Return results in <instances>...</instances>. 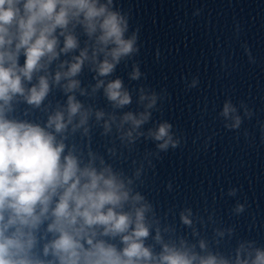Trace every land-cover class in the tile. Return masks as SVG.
<instances>
[{
  "label": "clouds",
  "instance_id": "obj_1",
  "mask_svg": "<svg viewBox=\"0 0 264 264\" xmlns=\"http://www.w3.org/2000/svg\"><path fill=\"white\" fill-rule=\"evenodd\" d=\"M139 33L115 0H0V264H264V247L255 241H241L225 256L203 237L195 243L184 236L165 239L174 229L161 228L136 187L143 164L128 174L90 146L85 154L69 142L77 134L90 138L98 126L126 147L152 141L156 152L150 155L179 146L173 124L153 120L166 92L130 88L116 75L130 64L129 82L145 77L135 60ZM85 70L93 81L87 85ZM197 84L193 78L188 86ZM54 90L65 99L52 106L45 102ZM98 94L110 110L81 99ZM20 104L25 117L42 110L46 119L18 118ZM219 115L226 128H240L230 99ZM251 115L244 107V116ZM244 209L238 203L234 212ZM193 215L184 208L179 218L195 237ZM232 232L217 229L215 235Z\"/></svg>",
  "mask_w": 264,
  "mask_h": 264
}]
</instances>
